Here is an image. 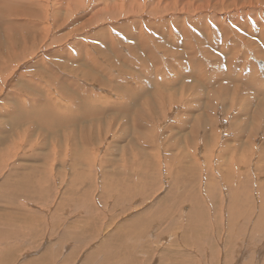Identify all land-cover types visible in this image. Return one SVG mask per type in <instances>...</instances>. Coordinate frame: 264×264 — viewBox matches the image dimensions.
Here are the masks:
<instances>
[{
    "label": "rangeland",
    "instance_id": "obj_1",
    "mask_svg": "<svg viewBox=\"0 0 264 264\" xmlns=\"http://www.w3.org/2000/svg\"><path fill=\"white\" fill-rule=\"evenodd\" d=\"M48 15L40 27L34 16L20 18L31 20L24 28L30 39L40 31L45 40L38 37L21 61L0 72V264H264V60L256 62L259 92L231 107L234 92L222 84H230L226 58L222 80L217 60L232 50L221 49L225 55L204 45L207 62L197 53L184 56L183 49L185 41L197 44L198 31L207 39L208 29L223 23L237 30L242 21L256 31L264 23V0H51ZM159 20L174 33L180 22L190 33L176 35L179 40L155 33ZM141 31H151L165 46ZM260 32L246 37L264 54ZM21 34L16 29L10 39ZM120 37L138 55L120 46ZM9 45L0 35V46ZM94 45L102 54L96 66H86ZM146 45L159 60L158 52L165 53L160 62H168L174 85L155 80L162 66L142 56ZM239 46L240 56L255 61ZM23 48L21 43L18 50ZM53 63L80 72L83 93L52 87L47 74ZM208 66L218 81L211 88V120L198 95ZM88 70L96 80L87 79ZM233 74L242 77L241 71ZM111 102L117 110H106ZM138 113L142 122L135 126ZM198 119L196 139H189ZM43 175L50 180L45 185ZM30 179L41 196L29 192ZM200 179L216 188L206 190ZM231 203L228 210L239 216L238 228L230 229Z\"/></svg>",
    "mask_w": 264,
    "mask_h": 264
},
{
    "label": "bare ground",
    "instance_id": "obj_2",
    "mask_svg": "<svg viewBox=\"0 0 264 264\" xmlns=\"http://www.w3.org/2000/svg\"><path fill=\"white\" fill-rule=\"evenodd\" d=\"M50 1L51 0H43L42 2H44L45 4L44 3L42 4L41 1H39V0L38 1H35V0H0V8L3 7V9H4V11L2 12L1 17H0V35H4L5 37H8L9 43H10V45L6 49H4V48H2L0 46V72L3 71V70L6 71V69H8L11 65L14 64V61L16 59L21 61V59L24 56V54L28 53V52H25V51H27L28 49L30 50V48L32 46H33V48H35L36 45L38 43H40V39L38 37H40L41 40L44 42L45 37L44 36L41 37V36L38 35V34L41 35L40 31H38V34L34 35L33 38L30 39L28 37L30 35L27 36L25 34V32H24L25 29L24 28L28 29L31 26V20L27 19L26 21H21L20 18L26 19L27 17L34 16L35 17L33 19L34 25L36 27H40L41 24H43L49 17V15H48V7H49ZM7 16H17V17H7ZM6 19H8V20H6ZM60 20H61V17L59 16V13H58V17L56 18L54 27L59 26ZM4 21H5V23H4ZM2 24H4V25H2ZM154 24L157 25L156 28H153L155 33L162 32V34H164L165 36L169 35L173 40L174 39L179 40L178 37H175L176 35L187 36L190 33V30H191V28H189V29L183 28L182 24L180 22H179V24H178V26L176 28V30H177L176 33H174V30L172 29V27L168 26L167 22L164 21V20H159L157 22H154ZM235 24L237 26V30L230 28L225 23H223L220 26V28L217 29V30L214 29V30L210 31L208 29V31H207V39L205 38L206 40L203 37L200 36V32L198 31V35H195V38L197 39V44L193 45L192 42L185 41L184 45H185V48H187V49H185L183 47L184 56L188 55L191 58H193L195 56V54L197 53V54H200L201 57L203 58V60H205L207 62H209L210 60H209L208 56L206 55L207 50H205L204 45L205 46L208 45V47L220 48V50L221 49L228 50V51L232 50V54L231 55L229 54L228 57L227 56L226 57L225 56H220V58H218V60H217V63L219 65V68H218L219 70H217L218 71V78L220 80H222L223 77H224V73H223L222 68L220 67V64H223V62H224L223 58H226V60L224 62V67H225L226 72L230 76V84L228 85L225 82H223L222 84L224 86V89L228 90V94H229L230 91L234 92V94H231L232 98H229V102H230L231 107H234L235 105H237L238 99L240 97H242V96H245L246 99H247V95L249 93H251L252 96H254L253 93H256L258 91L257 90V86H258L259 82L263 81L262 78L259 76V69H258V67L256 65V62L257 61H263L264 60V54L260 50L261 48L259 49V47L256 45V43L252 39H248V37H246V36H247V34L253 36V35H255V32H257L259 34V32H260L259 27H262L263 30L260 32V35H262L263 38H264V32H263L264 31V23H262V25L258 24V29H256V31H253L251 26L247 25L246 23H244L242 21H239L238 23H235ZM16 29H21L22 30L21 37H17L16 39H12L11 40L10 39V37H11L10 34L11 33H15ZM110 30H111V28H110ZM140 33H141V37H143L145 35V36H147L148 40H150V39L157 40L162 46H165L160 39H158L156 36H154L152 34L151 31H141ZM15 36H18V35H15ZM232 37H236V39L233 41V43L230 42V39ZM50 40H51L52 43H55L58 39L52 38ZM262 41L264 43V39ZM21 43H24V48H23V50H18V48H19ZM132 44L133 43L126 44L124 42L123 38L120 37L119 45L122 46V47L123 46L126 47V51H128V49L130 48L132 54L138 55L137 51L134 48V45H132ZM240 44H243L244 46H246L248 52L251 54V56L254 58L255 61L247 62V55L245 53L242 56H240V53L237 50L240 47L239 46ZM223 50H221V51H223ZM30 52H32V50ZM71 52H72V54H74L73 50ZM63 53L67 54L65 49H64ZM98 53H101L99 51L98 47L95 46V45L92 46L91 50L90 51L88 50V52H87V54L89 56V60L86 59L88 61V63L85 64V65L86 66H88V65L93 66V64H94L96 66L97 62L95 61V58H96ZM114 53L115 54L118 53L119 55H121V52L119 50H118V52L114 51ZM223 53L225 54L224 51H223ZM159 54L161 56H163L165 53L158 52L157 56L160 58V60H159L155 55H153L152 52H150V50H149L147 45L144 46L143 52H142V56L144 58L146 57V55H150V56L153 57V58L151 57L149 59L151 60L152 65L154 67L162 66V67H157L156 68L155 71L157 72V74L154 75L155 76V80H158V81L164 82V83L167 82L169 84H173L174 85L175 82L177 81V78H176L175 74L173 73L172 69L170 67H168V62L164 66H163V63L161 65L160 61L163 60V58ZM142 56L139 55V57L141 59V62H140L139 65H144ZM26 57H28V56H26ZM83 59H85V58H83ZM127 63H128V65H131V64L136 65V64H138V62H136L135 60H128ZM17 64L18 63L16 62V65ZM112 65L117 67L118 69H121V65H119L117 62L112 63ZM248 65H249V68H248ZM50 66H51V68H50L51 70H50V73L47 74V76H48L47 79H48V81H50L53 84L52 87L59 84L60 86H65L66 87V91H67V88L69 87V88H71L72 91L75 89V91H76L75 93L77 95H80L81 93H83L82 86L79 83V80L80 79L84 80V79H83V76L80 74V72L76 71L75 69H71V71L70 70L69 71L59 70L58 68H62L63 67L62 64H58L57 65L56 63H53ZM196 67H197L198 71H202L200 66H196ZM12 70L13 69H9V72H11ZM234 71H236V72H240L241 71L242 72V77L241 78H237L236 76H234V74H233ZM249 71H250V73H249ZM209 72H212V74L209 75L208 74ZM88 74L89 75L86 76L87 79L96 80V78L94 76L90 75L91 74L90 70H88ZM171 74L174 77L170 81L168 77H170ZM49 75H51V76L49 77ZM215 75L217 77L216 71H215ZM215 75L213 73V68L211 66H208L205 69V74L199 76V86L200 85H204V86H203V92L199 93L198 95H201L199 99H204L207 102V104H208L209 110H208V112H206L204 114L206 115L205 118L210 119V120L211 119H215L213 110L210 108V100H211V98L213 96V90L211 88L213 86H215L216 84H218V81L216 80ZM73 76H75V78ZM84 92H88V91L85 90ZM130 100L133 101V98L130 97ZM252 100H254V99H252ZM190 101L191 100L188 99L185 105L188 106L189 108H192V106L189 105ZM72 102H74V100H72ZM165 103H166L165 98L161 97V107L162 108L164 106H166ZM174 104L175 103H173L171 105H174ZM186 106H185V108H186ZM74 107H77V106H74ZM108 108H113L114 110H117L118 109V104L115 103V102H111V103H109L108 107H106V110ZM124 108H126L127 110L130 109L128 107L127 101L124 102ZM52 109H54V107H52ZM50 111L52 113V110H50ZM100 112H102V110H100L99 113ZM55 113H56V111L54 109V113L52 114L54 120H55V118H54ZM68 113H72V111H69ZM83 113L87 117H93V116H91V113L88 112V111L87 112L84 111ZM136 116H137V118L134 121L135 126L139 125L142 122L141 114L138 113ZM72 117H69V118H72ZM135 117H133V118H135ZM202 120L203 119H198L197 123H194L192 125L190 124V129L188 131V138L189 139H192V140L196 139V136H197L196 130L199 127V124H201ZM194 125H195V129H194ZM187 141L191 142L190 140H187ZM190 158H191V156H190ZM193 159L196 160L195 157H193ZM46 179L47 178L43 175V177L41 179H39V181L41 183L42 181L45 180L44 184L42 182V184L45 185L46 184L45 182L47 181ZM225 179H226V183H227L228 182V178L224 177V180ZM202 180L206 183V186H205L206 190H207V186L215 187L214 183L206 182V179H200L198 182H201ZM31 181H33V180L30 179L29 181L25 182L28 185L29 192L35 193V192H37L39 190L38 194L41 196L42 195V191L40 190V186L38 187L36 185V188H38V190L36 189L37 190L36 191L35 188L33 187L35 185H34L33 182H32L33 183L32 184ZM49 181H47V182H49ZM201 183H200V185H201ZM42 184H41V186H42V190H43L44 186ZM229 186H231V184ZM229 186H228V188H229ZM223 187L225 188V185ZM46 189L48 190V188L45 187V190L43 191L44 193H46L45 192ZM225 190H227V189H225ZM44 197H46V196H44ZM210 198H211V196H210ZM232 203H233V201H232ZM232 203L230 205H227V215H228L227 221H228V226L230 227V229L231 228H238V219H237V217L239 216L238 213L230 212L228 210V206H232ZM11 236H14V235H11Z\"/></svg>",
    "mask_w": 264,
    "mask_h": 264
}]
</instances>
